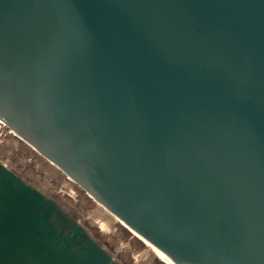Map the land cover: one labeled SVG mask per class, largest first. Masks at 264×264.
I'll return each mask as SVG.
<instances>
[{
    "label": "water",
    "instance_id": "95a60500",
    "mask_svg": "<svg viewBox=\"0 0 264 264\" xmlns=\"http://www.w3.org/2000/svg\"><path fill=\"white\" fill-rule=\"evenodd\" d=\"M0 123L172 264H264V0H0ZM0 264H116L0 164Z\"/></svg>",
    "mask_w": 264,
    "mask_h": 264
},
{
    "label": "rangeland",
    "instance_id": "374dc122",
    "mask_svg": "<svg viewBox=\"0 0 264 264\" xmlns=\"http://www.w3.org/2000/svg\"><path fill=\"white\" fill-rule=\"evenodd\" d=\"M0 137L3 139L0 143V164L25 183L52 199L85 229L116 264H132L122 251L129 249L123 243L126 237L117 234L101 213L93 211L92 204L87 202V199L68 179L52 172L19 144L10 142L2 134Z\"/></svg>",
    "mask_w": 264,
    "mask_h": 264
},
{
    "label": "bare ground",
    "instance_id": "6f19581e",
    "mask_svg": "<svg viewBox=\"0 0 264 264\" xmlns=\"http://www.w3.org/2000/svg\"><path fill=\"white\" fill-rule=\"evenodd\" d=\"M0 134H2L6 139H9L10 142L14 144H19L24 150L32 154L36 160L44 164L52 172L62 176L65 179H68L64 174H62L58 169L51 164H48L45 159H42L37 152L26 144L21 138L15 135L12 131L6 128L0 123ZM87 199L89 204H92L93 211L101 213V215L109 221V226L115 229L117 234H122L126 239L123 243L130 249L122 250L124 254L128 257L129 261L132 264H172V262L167 259L162 253L155 249L151 244H149L141 235L134 231L127 223H125L118 216L107 210L103 207L102 204L93 199L89 194L85 193L76 183L68 179ZM134 250V251H131Z\"/></svg>",
    "mask_w": 264,
    "mask_h": 264
},
{
    "label": "built area",
    "instance_id": "2783aa9c",
    "mask_svg": "<svg viewBox=\"0 0 264 264\" xmlns=\"http://www.w3.org/2000/svg\"><path fill=\"white\" fill-rule=\"evenodd\" d=\"M3 141V139H1V137H0V143ZM156 264H160V263H158V262H156Z\"/></svg>",
    "mask_w": 264,
    "mask_h": 264
}]
</instances>
